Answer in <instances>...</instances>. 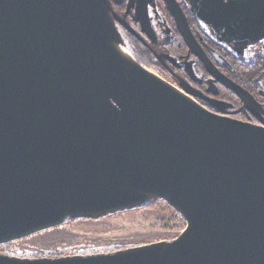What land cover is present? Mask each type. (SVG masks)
<instances>
[{"label": "water", "instance_id": "1", "mask_svg": "<svg viewBox=\"0 0 264 264\" xmlns=\"http://www.w3.org/2000/svg\"><path fill=\"white\" fill-rule=\"evenodd\" d=\"M164 1L214 88L254 112V97L216 66L228 63L208 56L176 0ZM186 1L239 56L264 41V0ZM112 2L121 4L0 0V246L156 199L187 228L114 254L0 264H264V126L212 113L190 87L123 55L116 21L128 26ZM146 8L136 11L144 32Z\"/></svg>", "mask_w": 264, "mask_h": 264}, {"label": "flooded vegetation", "instance_id": "2", "mask_svg": "<svg viewBox=\"0 0 264 264\" xmlns=\"http://www.w3.org/2000/svg\"><path fill=\"white\" fill-rule=\"evenodd\" d=\"M176 1L182 8L193 35L211 59H213L212 49L207 44L208 37L224 47L225 50L219 53L225 61L234 58L250 64L256 58H260L264 64V41L248 47L244 54L239 56L230 48L219 43L207 27L192 15L186 0ZM120 2L119 5L112 2L113 10L132 32L118 21H116V25L133 57L145 60L146 65L151 66L156 72L171 80L175 88L182 90L181 84L190 87L198 94V103L212 113L238 122L258 127L264 126V82H259L257 79V84L253 86V90L243 87L259 104V107L252 112L245 108L238 96L219 82H213L216 89L210 83V75L202 63L188 50L164 0H120ZM144 5H146L148 13V32L143 31L141 19L136 14V11L140 10L141 7L143 8ZM245 58L247 59L245 60ZM216 66L222 74L233 80L227 73V71L234 73L233 66L226 67L218 64ZM186 68L191 71L192 76L188 75Z\"/></svg>", "mask_w": 264, "mask_h": 264}, {"label": "rangeland", "instance_id": "3", "mask_svg": "<svg viewBox=\"0 0 264 264\" xmlns=\"http://www.w3.org/2000/svg\"><path fill=\"white\" fill-rule=\"evenodd\" d=\"M142 65L175 86L151 66ZM186 228L187 221L173 208H141L98 220L67 221L58 227L0 246V255L33 259L113 254L159 242H172Z\"/></svg>", "mask_w": 264, "mask_h": 264}, {"label": "trees", "instance_id": "4", "mask_svg": "<svg viewBox=\"0 0 264 264\" xmlns=\"http://www.w3.org/2000/svg\"><path fill=\"white\" fill-rule=\"evenodd\" d=\"M206 39V36H204ZM207 44L209 47H211V51L216 52L218 55L221 56L220 51H224V47L220 46L217 42H214L211 40V38L208 37L207 39ZM216 50V51H215ZM220 52V53H219ZM222 57V56H221ZM135 59L140 63H145L146 61L139 59L135 57ZM227 63L230 66H233L234 68V73H231L230 71H227V73L231 76V78L241 85L242 87L253 90V86L256 85L258 77L261 75L262 71L264 70V64L262 63V60L260 58H256L253 62L246 63L241 60H236L234 58H230L226 60ZM168 207L169 209H172L165 201L156 199L150 202L148 205L143 207V209H148V208H153V207ZM80 220H69V222H78ZM114 254V253H113ZM39 258H44V257H35L33 259H39ZM47 258H62L61 256H50Z\"/></svg>", "mask_w": 264, "mask_h": 264}, {"label": "bare ground", "instance_id": "5", "mask_svg": "<svg viewBox=\"0 0 264 264\" xmlns=\"http://www.w3.org/2000/svg\"><path fill=\"white\" fill-rule=\"evenodd\" d=\"M118 49L123 55H125L127 57H132V55H131L129 50H127V49H125V48H123L121 46H118Z\"/></svg>", "mask_w": 264, "mask_h": 264}]
</instances>
